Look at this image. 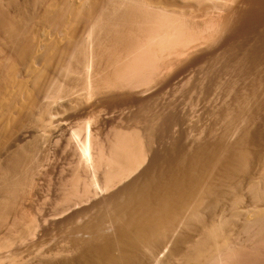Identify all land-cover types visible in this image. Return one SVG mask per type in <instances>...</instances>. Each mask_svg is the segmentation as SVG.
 Returning <instances> with one entry per match:
<instances>
[{
  "label": "bare ground",
  "instance_id": "6f19581e",
  "mask_svg": "<svg viewBox=\"0 0 264 264\" xmlns=\"http://www.w3.org/2000/svg\"><path fill=\"white\" fill-rule=\"evenodd\" d=\"M207 1L209 2L210 0H0V221L4 218L6 220V218L9 217V213H11L13 210L15 211L14 206L16 208L17 205H15V202L17 203L21 197H24L23 194L27 193L29 190L27 186H30L28 183L30 182V179L26 178L27 176L29 178V174L26 176L27 169H25V167L27 166V161L30 162L28 159L31 155V152L28 149H26V151L29 152L24 151L25 145L21 146L24 147V150H17L16 147L18 146L19 142H21L23 139L26 140V138L29 137L26 127L27 124H29L28 122L32 115H29L30 110L39 107L38 105L40 104L38 103H40V95H44L45 93L46 95L49 94H47V92L50 91L47 90H51V87L49 88V84L50 81H53L51 79L54 77L52 76L55 74L54 72L57 69L60 71V68L65 70L69 67L70 70H73L71 72L73 73L75 71L73 67L75 68V65H77L75 62H78L82 56L85 57L87 55L89 58L87 60H89V63L93 66L92 68H94V84L98 95H105L106 93L110 92L115 93V91L124 92L125 88L127 89L128 86L129 91L131 86H136V84L138 85L139 83L142 85L144 80H147L146 82H150L148 80L155 78V80L158 81V77H161L162 75L160 74H163L164 72L161 71L162 66L163 68H166L165 72L170 73L175 66H178V64L181 63L179 58L183 57L181 59H184L185 61L183 60L184 62H182L181 65L185 63V67L182 68L179 66L180 70L181 68L183 70H179L180 72L176 70L175 72L173 69V73L171 72L172 74H168L167 76L165 75L166 73H164L166 77H163V75L162 77L164 79L162 80L161 77L162 81L160 80L162 82L160 83L162 86H160V89L157 88L159 91L162 89L165 90V92H170L168 89L176 90L178 88V92L176 94L177 97L180 94L179 89L181 90L183 88L194 89L192 91L198 94V96L196 95L197 98H195L193 101V95L191 96L193 98L191 100V98H189L191 93H187L188 91L186 92L187 95H190L189 97H184H186L187 100L190 99L192 103L189 102L190 100L185 101V98L183 99V96H180L185 101L183 103L189 102L192 107H189L191 110L188 109L190 112L186 111V113H189H185L186 117L183 115L185 117L184 120L183 117L182 119L179 118L180 120L175 122L176 127H174L177 128V126H182V121L186 123L185 119L186 121L189 120L190 122H193V118L197 117V120L200 116L203 117L202 114H206L210 110L212 111L210 112L212 113V116L209 114L211 116L210 118L214 120H210V123L212 121L214 122V125L217 126L216 130L211 129V132L208 130L209 126H207L209 136H207L205 132H202L201 134L193 137V141L191 140V143H188L187 141L193 133H190V136H187L189 134L187 133L186 136L188 137V140L186 139V141L185 139H182L186 143L182 141L181 144L182 146L185 144L190 145L189 147L186 146V150L183 151L182 148L184 149V147L180 145L181 140H177L180 136L179 133L181 129L177 130V132L179 131V136L176 135L177 138L174 137L176 138V141H173L174 139L172 135L175 134V132H173V130H175L173 129V125L175 124H171L172 128H170L172 131H170L171 129L168 130V132L170 131V134L167 141L169 142L172 138L173 140L171 141H173L175 144L173 142L171 143L174 144L175 148L173 150L171 149L173 153L170 151V154H175L174 152H177L178 147L181 146L182 148L180 151L178 149L179 152L177 154H179V156H177L176 159H173L172 155V160H170L171 158L169 157L170 162L172 161L171 164H167L169 160H164L167 162L166 166L163 162L164 165L160 164L162 166H159L158 168L154 166L157 168L154 171V167L151 169L149 163L153 161L154 157H157L156 155L153 156L155 154L154 152H159V148L157 150L154 149V147H156V143L154 142L159 139L157 135L155 136V129L157 128L155 127L157 120L156 117L158 118L157 125H162L163 123L165 127V121L167 119L171 120L172 118L175 119L176 116H179V113L177 112L179 107L182 108L181 111L184 113V109L187 106L186 104V106L184 105L185 108H183L179 103V107L176 106L178 101L176 102L177 99H174L175 96L173 95V99L175 101L173 104L175 107H172L171 105L170 106L172 109H177L176 112L178 115L174 114L176 115L175 117L173 116L172 118H169L171 117L170 115L175 112V110L173 109V111L171 109V112L168 114L165 113L162 108L167 106L165 101L172 102L173 100H171L172 98H169V101L167 99L165 100L163 97L165 93L164 91H162V93L157 92L156 97L162 96L163 100H165L164 104L161 103L162 112L160 114L162 116H160L158 112L155 113L156 116L154 114V117L153 119L151 118V120L150 117H152L153 114L150 117L148 116V120L150 121L149 123H145L146 125L148 124L147 126H143L144 122L141 123L142 120L139 121V123L142 124H140L139 128L144 127L142 130L137 129L136 127V125L139 123H135L136 125L134 127H136V131H134L135 128L133 129V127H131L132 129H130L129 126L126 127H129L131 131L129 129L126 130V127L123 126V130L125 129L123 133L122 131L118 130L119 128L116 129L117 132H115V134L121 133L119 135H113L114 137L118 136L115 137L118 141V151L117 146L115 148V145L113 149H116V154L119 152L118 156L116 155L117 158H119L117 159L116 156L114 157V155L113 157L116 158L117 161L120 160L117 163L115 161L116 166L119 162H121L122 165L118 164L120 171H115V175L110 174L111 171L107 172L108 174L107 176H104L106 178L102 187H98L95 182L96 193L98 194V190L100 189L103 191V195L100 193L97 195V197L99 196L98 198L95 197V199L93 198L94 200L91 198L92 201L88 200L86 208L83 207L84 209L82 211H78L80 215L78 212V214L75 213V215L81 217H79L77 222L73 219L75 222L72 220L73 224L69 225L71 227H68L70 228L68 229V232L66 231L67 238L65 237V241L63 239L65 245L61 243V237L59 242L61 245H64L63 248H58L60 250L57 252L55 251V248V254L52 250L51 255H53L46 257H52L51 260L49 259L50 261H48V259L46 260L45 256L43 258V255L41 258L40 252V255L38 256L41 259H38L39 257L37 258L39 260L38 264H207L212 260H214L212 262H215L216 257L220 256L221 253L226 251L228 252V254L226 253V255H228V262H226L227 264H264V249L260 247L261 244L259 245L257 242L258 248L256 249L251 246V250L257 251L254 254L252 251L247 250L248 247L245 249L244 247L240 246V244L235 245V242L233 243L232 241V230L234 229L235 231V228H238L236 226V219L241 216H244V218L246 217L247 219L245 221L246 223L243 221L245 223V231L247 228L255 225V231L257 229V233L264 234V154H261L260 159H256L255 164V162H253L254 157L256 158V156H254L256 154L255 151L251 149L250 151L247 148V150L245 149V143L250 140L248 137V130L250 127H248L247 130V126L255 121L254 119L257 117L258 112H262V110L264 111V51L261 52L263 53V55H261L260 51L262 50H257L259 46L257 47L253 44L251 45L249 43H245V38V44L243 43V46H241V44L239 46L236 43V45H238L236 47H240L241 51L235 54L238 57L236 60H232L230 58L232 60V65L227 66L226 69L227 63H230L231 60H227V63L224 61L226 58H228L227 50L233 46L232 44L231 46H227L226 44L229 42V35L234 29L232 28V25L234 26V22L232 23V17L234 14H238L237 8L240 7L241 4L243 5L245 2L253 3L254 9L251 11H254L256 6L255 3L258 0H211L214 1V7L219 12L215 11L217 14L213 12L215 15L212 14L213 16L211 15V17L207 14L209 19L204 21L201 25L198 23V19H196L198 22L195 23L196 21L194 19L192 21V16L195 12L193 10L194 8L192 7L203 11L201 9L207 6ZM259 2L261 3V1ZM210 4L208 5L213 7V5ZM244 6L248 7L249 5L244 4ZM214 7L212 10H214ZM175 8H179L180 10H175ZM191 8L194 12L191 11ZM235 9L237 11L236 13ZM189 11L191 13H189ZM259 11L264 12L261 9ZM259 11L257 10L255 14ZM189 14H192V18H190ZM198 14L199 13L197 12V15ZM237 14L234 16L235 18L233 17L234 19H236ZM253 14L254 12H250V14L246 15V17L249 18L247 20H250L251 23L255 20V16L257 15L256 14L253 16ZM238 16L243 15L239 14ZM247 24H250V22H246V25ZM252 25L250 24V26ZM238 26H240V24ZM245 27L243 29L248 28ZM240 31L243 32L242 30ZM249 32H251L250 28ZM236 33L237 32L235 31L233 32V34ZM242 35L244 36V33ZM83 36H85L84 38L87 40V42L84 38H82ZM260 36H263V34ZM226 37L229 38L226 39ZM83 39L85 41L84 43H87V48L84 46L86 44L83 43ZM231 39L232 38H230V40ZM259 40L257 41L260 42ZM262 42H260V44H264V39ZM225 45L229 47L227 50H225L227 56L224 58V60H221L226 63V65L223 63L225 67L224 70L229 76H227L223 70L219 69V71L221 70L225 75L221 76L220 74L218 77L214 74L216 71H212L214 77L212 78L210 75L212 79L210 81L208 80L209 76H206L210 71L206 73L205 71L201 70L206 74L205 75L203 73L205 76L203 80L200 78L199 80L196 74L195 76L197 79L194 78L195 76L192 77L193 75L191 73V69H194V67L192 66L191 69H189L190 66L193 65L190 63V56H195V53L197 52V54L200 55L204 51L208 52L209 50L211 51V54L213 53L212 51H214L215 55L216 51H219V49L221 47H225ZM237 48L235 49L238 50L239 48ZM233 49L231 51H233ZM200 51L203 52L199 54ZM233 52L236 53V51ZM233 52L229 53L233 54ZM203 54L205 55L207 53L205 52ZM219 55L221 57V53ZM170 57L175 59L176 57L179 58H177L178 61L174 60L173 58V61L171 59L167 61V59ZM220 57L218 58L220 59ZM230 57H232V55ZM190 58L193 60L194 57ZM204 59L201 60L203 64L207 60ZM213 59L214 58H212V60ZM192 60L191 62H193L195 59L193 61ZM73 61H75V65L72 63ZM174 61H176V63H180L174 66ZM199 61L200 59L194 62L196 64ZM186 63H190V66H186ZM172 65L174 67H172ZM204 65L206 66L207 64ZM208 66L206 70L213 67L210 66V68H208ZM169 67H172V69L170 68L171 70L169 69V71H167V68ZM197 67L199 70L201 69V66ZM69 68L66 69V71L68 70L70 72ZM198 68H195L199 72L198 76H202ZM197 71L194 72L197 73ZM219 71H217V73H219ZM77 72L78 71H76V73ZM157 72H159L160 76H155L157 75ZM224 76H227V78ZM85 79L87 80V78ZM151 82L153 81L151 80ZM53 83L55 84V82ZM139 85L138 88L140 89L141 85ZM150 85L146 86L145 83L147 88L150 87ZM51 86L53 89H55V86ZM158 86L159 83L156 86L154 85V87ZM152 87L153 86L148 89H151ZM135 88L136 87H133V89ZM147 88L144 87L145 90H140H144L145 92ZM133 89L131 88L130 92ZM153 89L155 90V88ZM57 91V93H59V89ZM136 91L139 90L136 89ZM142 92L140 94H142ZM150 92L152 91H146V93ZM154 92L155 91L152 93ZM125 93H127V90ZM158 93L163 95L160 94V96ZM168 94L170 93H167L164 96H168ZM108 97L109 96H107V98ZM155 98L153 96V100H155ZM75 101L77 102V100ZM180 101L182 100H179V102ZM79 104L77 106H80ZM46 106H48V104ZM152 107L154 106L152 105ZM166 108L169 109L168 106ZM164 110L166 109L164 108ZM207 110L209 111L206 112ZM181 111L179 112L181 113ZM255 112H257L256 115ZM164 114H168L169 117L166 119L165 116L164 118ZM161 117L166 119L165 121L163 120L165 124L163 121L162 123H159V121L162 120ZM208 118H206V120ZM144 119H146V116ZM176 119L174 121H176ZM32 121L34 120L31 119L30 122ZM174 121L172 120V122ZM203 121L204 120H202V122ZM188 123L187 125L190 124ZM47 125L45 124V126ZM186 126L184 124V127ZM193 126L194 125L192 124V129H194ZM199 127L201 128L202 126ZM54 128L58 129L57 127ZM90 128L92 127L86 124L83 129L71 132L70 139L75 147L74 153L77 151V156L80 161L79 163L83 167L87 168V170L91 171L94 178L95 168L97 165L96 160L98 158L95 156L96 154L94 151L95 148L93 140L97 136L93 139L94 133L92 135L93 131H91L92 129ZM160 128L161 127H158L157 129ZM186 128H184L185 131ZM164 129L165 128H163V130ZM49 130H52V128H49ZM49 130L47 129V131ZM98 130L100 131V129ZM198 130L202 131L203 129L198 128ZM96 131L97 130H95V134ZM126 131H128V133ZM112 132L114 131L112 130ZM165 132L167 131H164V133ZM100 134L101 133L98 135ZM156 134H159V132ZM161 134H163V132ZM165 134L161 136H165L166 138L168 133L166 135ZM181 134H184L183 131ZM196 134L197 133H195V135ZM170 135L172 136L171 138ZM46 136L49 135L47 134ZM114 137L111 138H113L115 141ZM155 138L157 139L155 140ZM106 140L107 139H105L104 142ZM97 141L95 144H98ZM114 141L113 144H116ZM157 141H161V143L164 142L163 140ZM109 142L112 143V140ZM22 143H20V145H22ZM153 144L155 146H153ZM100 145L101 144H99V146ZM102 145H104L103 142ZM163 145L166 147L165 150ZM176 146L178 147L176 148ZM171 147L173 148V146ZM160 148H162L164 152L167 151V146L165 143L162 144V147L160 146ZM105 149L106 148H104V151H106ZM187 150L189 152H187ZM252 151L255 153L254 155ZM160 152H162L161 149ZM104 154L107 155L106 153ZM167 154H164L163 156L161 155V157L165 158V155ZM102 156L103 155H101V157ZM107 156H103L107 159L104 161H111L112 155L110 158H107ZM157 161L161 160H158L157 158L156 162ZM173 161L175 162L173 163ZM147 162L150 168L148 166L147 167L150 170L146 169ZM152 164L154 165L153 162ZM100 165H102V163ZM28 167L29 165L26 168ZM112 167L113 165H111V168ZM75 178L76 180L73 181H77V179L80 177L77 176ZM69 180L68 182L66 181V184L71 181ZM79 180H81V178ZM64 185H62V187ZM77 186L80 188L79 185ZM85 186L86 185H84V187ZM68 188L69 187H67V189ZM108 192L110 194L105 195V193ZM66 195L67 194H65V196ZM66 197H68L67 199L69 200L71 195L70 197L69 195ZM66 197L64 200H66ZM74 198H76V195ZM68 200H66V202ZM62 203L63 202H61V204ZM80 204L81 203H78L79 206ZM69 205L66 206L69 207ZM18 206L21 205L19 204ZM104 208H106L105 211L107 212L102 211ZM67 209H72V207ZM97 209L98 212L93 213L94 210ZM14 211L13 213H15ZM67 212H69V210ZM71 217H74L73 214ZM238 221H240V219ZM4 222L6 221L3 220L0 225H3L2 223ZM17 222L19 223V221ZM26 226H28V224ZM30 226H28L29 229ZM1 227L2 226H0V228ZM242 229H244V227ZM13 230H15V227ZM255 231L254 229L252 230L250 228V230L246 232L251 233ZM246 232L244 235H246ZM27 234L26 236H28ZM251 235L253 236V234ZM253 237H255V235ZM60 244L58 243V246ZM236 244H238V242ZM38 252L37 254H39ZM15 259L17 260V257ZM42 259H44L46 262L43 260V262L39 263ZM219 260L221 261V259ZM12 261L14 260L12 259ZM35 261L33 262L35 263ZM19 263L21 264L23 262Z\"/></svg>",
  "mask_w": 264,
  "mask_h": 264
},
{
  "label": "rangeland",
  "instance_id": "374dc122",
  "mask_svg": "<svg viewBox=\"0 0 264 264\" xmlns=\"http://www.w3.org/2000/svg\"><path fill=\"white\" fill-rule=\"evenodd\" d=\"M211 1V0H210ZM210 1L207 3V6L206 7H204L203 9H201V10H203V11H200V10H198V9H196L195 7H192V8H194L193 10L195 11H193L192 10V8H191V11H193L194 12V15L191 17V15L193 14V12H192V14H189L190 15V18H192V21H193V19L196 21L195 23H197L198 21V23L201 25V24H203V22L204 21H207V19H209V16L211 17V15L212 14H214L215 13V11H217V12H219L214 6H215V3H214V1H211V4H210ZM259 1H261V3L259 2ZM214 4H213V3ZM258 2V3H257ZM256 3H255V10L254 11H251V10H253L254 9V6H253V3H243V5L241 4V8L240 7H238L237 9V11H238V14L236 13L237 11H236V9H235V13L237 14V16H236V19H234L235 17V15L236 14H234V18L232 17V23L234 22V26L232 25V28H234L232 31L234 32H237L236 34H233V32L230 34V35H232V36H230L229 35V37L230 38H232L231 40H230V38L229 37H226V39L227 38H229V42H227V46H231V44L233 45V46H235V47H233V46H231V48L233 49V51H236V53L235 52H233V51H231L232 49L231 48H229V47H227L226 45H225V47H221L220 49H219V51L217 52L216 51V53H215V55H214V51H212L213 53L211 54V51L209 50L208 52L207 51H200L199 52V54L201 53V52H203V53H207L208 54V56H207V54H203V53H201L200 55H198L197 53H195L196 55L195 56H190V57H194L193 58V60L196 62V61H198L199 59H200V61L198 62V63H196L195 64V62L189 57V59H190V63H192L193 65H191L190 66V63H186L187 65L186 66H190V68L189 69H191V67L193 66L194 67V69L192 68L191 70H192V77H194L195 76V74L197 75V78L199 79H204L205 78V76L203 75V73L204 72H202L201 70H203V71H205L206 73L207 72H209V74L207 73V77L209 76V81L210 80H212L211 79V76H212V78L214 77V74L215 75H217L218 77L220 76V74H221V76L222 75H225L224 73H226V71L224 70V65H226V61L228 60H236V58H238L235 54H237V52H240L241 50H240V47H236V46H240V44H241V46H243L245 43H249V44H253V45H255V46H259V48H257V50L258 51H260V49L262 50V51H260V53L261 52H263L264 51V48H262V47H264V44H262L263 42V39H264V12H261V11H259L260 9L262 10V11H264V0H258ZM208 4H210V5H213V7H214V10H212L213 9V7L212 6H209ZM244 4L245 5H249L248 7H250V8H248V7H246V6H244ZM217 5V4H216ZM261 5V6H260ZM252 6V7H251ZM236 8V7H235ZM252 8V9H251ZM257 8H259V9H257ZM177 8H175V10H176ZM209 9V10H208ZM216 9V10H215ZM248 9V10H247ZM177 10H180L179 8L177 9ZM206 10V11H205ZM257 10L259 11L258 13H256L255 14V12H257ZM199 13L198 15H197V12ZM207 11H209V12H207ZM212 11V12H211ZM241 11V12H240ZM248 11V12H247ZM206 14H205V13ZM214 12V13H213ZM246 12H247V14H250V12H254V14H253V16H255V20L251 23V21L250 20H247V19H249L248 17H246ZM189 13H191L190 11H189ZM196 13V14H195ZM245 13V14H244ZM261 15H260V14ZM187 14H188V10H187ZM209 16H208V15ZM215 14H217V13H215ZM214 14V15H215ZM243 15V16H238V15ZM263 14V15H262ZM200 15V16H199ZM207 16H208V18H207ZM213 16V15H212ZM262 16V17H261ZM199 17V18H198ZM201 17V18H200ZM238 17H240V18H238ZM244 19V20H247V21H244L242 18ZM256 17H258V18H256ZM261 17V18H260ZM206 18V19H205ZM260 18V19H259ZM263 18V19H262ZM196 19H198V21L196 20ZM262 19V20H261ZM235 20V21H234ZM241 20H242V22H241ZM257 20H259V21H257ZM248 21L250 22V24L253 26V27H255V28H253L252 26H250V24H247L246 25V22L248 23ZM255 22H257V23H255ZM240 24V26H238ZM243 24H245V25H243ZM243 26V27H242ZM248 27V28H246V27ZM250 26V27H249ZM258 26V27H257ZM246 28V29H243V28ZM242 28V29H241ZM249 28H250V31L251 32H249ZM252 28H253V30H252ZM258 28V29H257ZM248 29V30H247ZM240 30H242L243 32H241ZM247 32H245V31ZM261 31V32H260ZM249 32V33H248ZM255 32V33H254ZM259 32V33H258ZM244 33V36H246V37H244L242 34ZM245 33H246V35H245ZM239 34H241V35H239ZM248 34V35H247ZM250 34V35H249ZM262 35L263 34V36H260V35ZM243 36V37H242ZM85 36H83L82 38H84ZM253 37H254V39H253ZM263 37V38H262ZM242 38V39H241ZM245 38H246V40H245ZM260 38H262V39H260ZM85 39V38H84ZM84 39H83V43L86 41L87 42V40L85 39V41H84ZM225 39V40H226ZM260 39V40H259ZM244 40H245V43H244ZM257 40H259L260 42H262L261 44H260V42H258ZM230 41H231V43H230ZM234 41V42H233ZM242 41V42H241ZM241 42V43H240ZM234 43V44H233ZM236 43L238 44V45H236ZM244 43V44H243ZM256 43V44H255ZM84 44H86V45H84L86 48H87V43H84ZM260 44V45H259ZM227 47V48H226ZM229 48V49H228ZM235 48H237L238 50H236ZM229 50V52H233V54H231V53H229L228 52V50ZM225 50H227V54H228V56L226 55V51ZM221 53V57H220V54ZM260 53H259V55H260ZM216 54H218V55H216ZM232 55V57H230L231 55ZM194 55V54H193ZM204 55V56H203ZM235 55V56H234ZM261 55H263V53H261ZM198 56V57H197ZM213 56V57H212ZM214 56H217V57H214ZM225 56V57H224ZM226 56L229 58H226ZM85 57H86V59H85ZM82 56L79 60H78V62H75V61H73L72 63H76L77 65H75V63H74V65L76 66L75 68L73 67V69H75V71L73 72V73H71L73 70L71 69L70 70V68H69V70H70V72L67 70L66 71V69H68V68H66L65 70L63 69L62 70V68H60L59 70L61 71H58V69L54 72L55 74L54 75H52V76H54V77H52V79L51 80H53L52 82L50 81V84H49V88L51 87V90H47V91H50V92H47V94L48 95H46V93L43 95H40L39 97H40V100H39V102L40 103H38V104H40V105H38L39 107H37V108H33V109H31L30 110V113H29V115H31V118L29 119V124H27V127H26V129L28 130V134H29V137H27L26 138V140L25 139H23L21 142H19V144H18V146L16 147V149L17 150H24V147H25V150L24 151H26V149H28V150H30V152H31V155H30V157H29V161L30 162H28L27 161V166L29 165V169L28 168H26L25 167V169H27V172H26V176L29 174V178H28V176L26 177L27 179H30L29 181L30 182H28L29 183V185L30 186H27V188L29 189L28 190V192L27 193H24L23 194V196L24 197H21L20 198V200L19 201H17V203L15 202V205H16V208H15V206H14V209H15V213H17V214H15V213H13V211L11 212V213H9V217H7L6 218V220H5V218L3 219L4 221H6V222H4V223H2L3 225H0V226H2L1 228H0V234H2V235H0V264H20L19 262H23L24 264H33L34 262L33 261H37V263H36V261H35V263L34 264H38V259H41L42 258V255H43V258H44V256H45V259L47 260L48 259V261H50L51 260V258L52 257H50V258H46V257H49V256H52L51 255V253H52V250L54 251L55 250V248H56V252L58 251V250H60V249H58V248H63V246L65 245L64 243V241H65V237L67 236V232H68V229H70V228H68V227H71V226H69V225H72L73 224V222H72V220L74 219V220H76V222H77V220H79V217H81V216H78V215H75V213L76 214H78L79 212L78 211H82L84 208L83 207H85L86 208V205H87V201L88 200H91V198L93 199H95V197H97V195L98 194H100L101 193V195H103L102 193H103V191H101L100 189L98 190V194L96 193V191H95V189H96V187H95V182H96V184H97V186L98 187H102L103 186V184H104V180H105V178L106 177H104L105 175L107 176V172H110V174H116V172L115 171H117V172H119L120 171V169L118 168V164H121V162H119L118 164H117V166L115 165L118 161H120V160H116V158H117V156H118V153L116 154L115 153V151H116V146L118 145L117 144V138H115V137H118V136H113L114 134H115V132H117V130L116 129H118L119 131H122V133L124 132V130L126 129H129V127H130V129H132L131 127H133V129L135 128V130L134 131H136V127H137V129H141L142 130V128H144V127H142V128H139L140 127V124L142 123V122H144V124L145 123H149V121L151 120V118L153 119V117H154V114L155 113H161L162 112V109H163V111L165 112V113H168L169 114V112H171L170 110L172 109V107H175L174 106V104H173V102H175L174 101V99H177L176 100V102H177V105L176 106H178L179 104H180V106L181 107H183V108H185V106H186V104H187V106H188V108H187V106H186V108L184 109L185 111H184V113H183V111H181V109L182 108H180L179 106V108H178V110L177 109H175V108H173L174 110H175V112L173 113V114H171L170 116L171 117H169V115L168 114H164L163 116H164V118H165V116H166V119H167V117H169V118H172L173 116L175 117L176 115H174V114H177L178 115V113H179V116L177 117H175V119H176V121H174L175 119L174 118H172L171 120L170 119H164V118H162V120L161 121H159V123H162V121L164 120H166L165 122H166V124H169V125H166L165 124V122H164V124H165V127H164V125H163V123H162V125L161 124H159V125H157V122H158V118L156 117V126L155 127H161L160 129H155V136L157 135L158 136V138L159 139H157V138H155V140L157 139V140H163L162 142L163 143H161V141L160 142H158L157 140L154 142V143H156L155 145H156V147H154V149H158L159 150V152L158 151H155L154 153V155L153 156H157V157H154L153 158V163H154V165L152 164V162L151 163H149L150 164V166H151V169H153L152 167H159V166H162V165H160V164H163L164 165V163H165V166H166V163L167 162H165L166 160H169L170 158V160H172V157H173V159L175 158H177V156H179V154H177L179 151H180V149L182 148V147H184V149L182 148V150L184 151V150H186V146H188L189 147V145L190 144H185L186 142L185 141H183L182 139H187L188 140V137L187 136H190L191 134L190 133H193L190 137H189V140L187 141L188 143L190 142H192L193 140H192V138L193 137H195V136H197V135H199V134H201L202 132H205L206 133V135L207 136H209V131L211 132V129H215L216 130V127L217 126H215L214 125V122H212V121H214L212 118H210L212 115V113H210V112H212L211 110L209 111V110H207L206 112H208V113H206V112H204V113H206V114H202L203 115V117L202 116H200L197 120H198V122H197V120H196V118H193V122H190L189 120H187L186 121V119H185V122L186 123H184V121H182L181 123H182V126H177V128H175L176 127V124H175V122H177L178 120H180L179 118H181L182 119V117H183V120H184V118L186 117L185 115L186 114H189V113H186V111H188V109H190L191 107H192V105L190 104V103H192V95H193V97H194V99H193V101L195 100V98H197V96H198V94H196V92L194 93L192 90H194V89H189V88H183V89H179V95H178V97H177V92H178V88L176 89V90H174V89H168V90H170V92L169 91H167V92H165V90H158V89H160L161 87L160 86H162V84H160V83H162L161 81L164 79L163 77H166L168 74H172L173 73V71L175 70V72H176V70L178 71V72H180L181 70H183L182 68H184L185 67V63L184 64H182L181 65V63L182 62H184L185 60L184 59H181V58H183V57H181V58H179V57H176V59L175 58H173V57H170V58H168L167 59V61H169V59H171L172 60V58L174 59V60H177L178 61V59L177 58H179L180 59V61H181V63L180 62H177L176 63V61H174V63H173V65L175 66L176 64H178V63H180V64H178V66H173L172 65V67H174L173 69H172V67H169V68H167L168 70L167 71H169V69L171 70V72L170 73H167V72H165V70H166V68L164 67L163 68V66H162V69H161V71L163 72V74H160V75H164V73H166L163 77H162V80H161V77H158V81L157 80H155V78H153V79H151L153 82H151V80H148V81H150V82H146L147 80H144L143 81V86L141 85V83H139L140 85H141V87H143V88H141L140 87V89H144V87L145 88H147L146 86L147 85H150V87L151 86H153L151 89H148V88H150V87H148L147 88V92L148 91H155L154 93H152V92H150V93H146V91L144 92V90H140L139 88H138V85L136 84V86H133V87H136L135 89H133V87L131 86V88L133 89V90H135V91H131L130 92V90H131V88H130V90L128 91V89H129V86L127 87V89L125 88V91L123 92H120V91H115V93L114 92H110V93H106L105 95L103 94V95H98V92L95 90L96 88H95V84H94V82H95V74H94V68H92L93 66L89 63V60H87V59H89L88 58V56L86 55V56ZM205 59H204V58ZM218 57H220V59L218 58ZM82 58H83V60H82ZM196 58H198V59H196ZM210 58V59H209ZM212 58H214L213 60H212ZM224 58H226V60H224ZM231 58V59H230ZM202 59H204V60H206L205 61V63L204 64H207L206 66L201 62V60ZM220 61H219V60ZM221 59H223V60H221ZM81 60V61H80ZM170 60V61H171ZM184 60V61H183ZM191 60L193 61V62H191ZM203 60V61H204ZM212 60V61H211ZM217 60V61H216ZM232 60L230 61V63L228 62L227 63V65H226V69H227V66H230V65H232ZM82 62V63H80V62ZM83 61H84V65H83ZM87 63H86V62ZM173 61V60H172ZM208 62H209V64H208ZM69 63V62H68ZM78 63H80V64H78ZM200 63V64H199ZM201 63H202V65H201ZM223 63H224V65H223ZM199 64V65H198ZM73 65V64H72ZM73 65V66H74ZM195 65H196V67H195ZM205 66V68H204V66ZM209 65V66H208ZM219 65H220V67H219ZM182 67L181 68V70H180V67ZM197 66H201V69L199 70V68L197 67ZM203 66V67H202ZM207 66H208V68H210V66L212 67V68H210V69H207L206 70V68H207ZM216 66V67H215ZM66 67V66H65ZM89 68H91V69H89ZM161 68V67H160ZM175 68H179V69H175ZM198 68V70L200 71V74H202V76H198V71L196 70V69ZM89 69V70H88ZM216 69V70H215ZM219 69H221V70H223V72L224 73H222V71L220 70L219 71ZM237 69V68H236ZM160 70V69H159ZM180 70V71H179ZM76 71H78L77 73H76ZM92 71V72H91ZM194 71H197V73L196 72H194ZM214 71H216V73H217V71H219V73H215L214 72V74H213V72ZM202 72V73H201ZM212 72V73H211ZM68 73V74H67ZM70 73V74H69ZM75 73V74H74ZM161 73V72H160ZM90 74V75H89ZM227 74V73H226ZM66 75H67V78H66ZM159 75V72H157V75H155V76H160ZM211 75V76H210ZM88 76V77H87ZM154 76V77H155ZM217 76H215L216 78H218ZM227 76H229L228 74H227ZM227 76H224V77H226L227 78ZM65 77V78H64ZM75 77V78H74ZM92 77V78H91ZM149 77V76H148ZM203 77V78H202ZM69 78V79H68ZM85 78H87V80L85 79ZM150 78V77H149ZM195 79H197L196 78V76L194 77ZM77 79V80H76ZM89 79V80H88ZM156 79H157V77H156ZM199 79V80H200ZM54 80H56V81H54ZM66 80V81H65ZM161 80V81H160ZM208 80H207V82H208ZM84 81V82H83ZM155 81V82H154ZM156 81H157V83H156ZM53 82H55V84L53 83ZM57 82V83H56ZM88 82V83H87ZM141 82V81H140ZM51 83H53V84H51ZM63 85H62V84ZM145 83H146V86H145ZM149 83V84H148ZM152 83H154V84H152ZM158 83H159V86L158 87H154V85L156 86V85H158ZM92 84V85H91ZM51 85H53V86H55L54 88L56 89H53L52 88V86ZM64 86V87H61V86ZM67 85V86H66ZM86 85V86H85ZM88 85V86H87ZM139 85V86H140ZM59 86V87H58ZM70 86V87H69ZM72 86V87H71ZM94 86V87H93ZM66 87H67V89H66ZM75 87V88H74ZM89 87H90V89H89ZM153 88H155V90L153 89ZM158 88V89H157ZM59 89V93H57L58 90ZM60 89H64V90H60ZM136 89L137 90H139V91H136ZM68 90H69V92H68ZM93 90V91H92ZM126 90H127V93H125L126 92ZM174 91V92H172V91ZM89 91H90V94L92 95H90L89 94ZM162 91H164L163 93H164V95H166L167 93H170V94H168V96H164L163 94H161L162 93ZM176 91V92H175ZM183 91V92H182ZM185 91V92H184ZM188 91V92H187ZM92 92V93H91ZM96 92V93H95ZM142 92V94H140ZM157 92H161V93H158L159 95L161 94V95H163V97H164V99L166 100H170L171 98V100H173L172 102L170 101V102H167V101H165V100H163V97L161 98V97H156L157 95ZM186 92L187 93H191V95H190V97H189V95H187L186 94ZM61 93V94H60ZM94 93V94H93ZM121 93V94H120ZM123 93V94H122ZM182 93V94H181ZM195 94V96H194V94ZM97 94V95H96ZM114 96H113V95ZM129 94V95H128ZM134 94V95H133ZM138 94V95H137ZM155 94V95H154ZM150 95V96H149ZM170 95V96H169ZM173 95L176 97H174V99H173ZM197 95V96H196ZM43 96V97H42ZM44 96H46V97H44ZM93 96H95V97H93ZM107 96H109L108 98H107ZM136 96V97H135ZM153 96H154V98H155V100H153ZM185 100V101H189L190 99L189 98H191V100L189 101V102H186V103H183V102H185L181 97ZM184 96H188L189 98V100H187L186 99V97H184ZM99 97V98H98ZM152 97V98H151ZM180 97V98H179ZM139 98V99H138ZM148 98V99H147ZM170 98V99H169ZM39 99V98H38ZM93 99V100H92ZM122 99V100H121ZM129 99V100H128ZM157 99H158V102H157ZM161 101H160V100ZM182 100V101H180L179 102V100ZM70 100V101H69ZM75 100H77V102L75 101ZM88 100H89V102H88ZM92 100V101H91ZM111 100V101H110ZM119 100V101H118ZM126 100V101H125ZM132 100V101H131ZM91 101V102H90ZM97 101V102H96ZM113 101V102H112ZM117 101V102H116ZM125 101V102H124ZM164 101H165V103H167V106L169 107V109L168 108H166V107H163L162 109H161V103H163L164 104ZM74 102V103H73ZM88 102V103H87ZM127 102V103H126ZM137 102V103H136ZM142 102V103H141ZM80 103V104H79ZM138 103H139V105H138ZM144 103V104H143ZM147 103V104H146ZM154 103V104H153ZM168 103H169V105H168ZM171 103V104H170ZM179 103V104H178ZM183 103V104H182ZM42 104H43V107H42ZM48 104V106H46ZM80 105V106H77V105ZM103 104V105H102ZM127 104H129V105H127ZM127 105V106H126ZM133 105V106H132ZM152 105L154 106V107H152ZM156 105V106H155ZM166 105V104H165ZM172 107H171V106ZM185 105V106H184ZM190 105V106H189ZM48 107V108H46V107ZM71 106V107H70ZM45 107V108H44ZM141 107V108H140ZM150 107V108H149ZM190 107V108H189ZM75 108V109H74ZM101 108V109H100ZM105 108V109H104ZM129 108V109H128ZM148 108V109H147ZM156 108V109H155ZM158 108H159V111H158ZM164 108L166 109V110H164ZM46 109H47V111H48V113H47V111H46ZM104 109V110H103ZM120 109V110H119ZM123 109V110H122ZM135 109V110H134ZM147 109V110H146ZM172 109V110H173ZM187 109V110H186ZM103 110V111H102ZM112 110V111H111ZM116 110H117V112H116ZM122 110V111H121ZM128 110V111H127ZM134 110V111H133ZM138 110V111H137ZM142 110V111H141ZM154 110V111H153ZM169 110V111H168ZM173 110V111H174ZM176 110H177V112H176ZM191 110V109H190ZM190 110L188 111V112H190ZM105 111V112H104ZM125 111V112H124ZM149 111V112H148ZM179 111H181V113H183L182 115H180L181 113L179 112ZM32 112V113H31ZM47 114H46V113ZM100 112V113H99ZM138 112V113H137ZM142 112V113H141ZM152 112V113H151ZM163 112V113H164ZM96 113V114H95ZM98 113V114H97ZM114 113V114H113ZM121 113V114H120ZM126 113V114H125ZM132 113V114H131ZM136 113V114H135ZM162 113V114H163ZM186 113V114H185ZM256 113L257 112H255V115H256ZM264 111L262 110V112H258L257 114V117H255V121H253V123H251L249 126H247V130H248V127H250V129L248 130V137H249V139L250 140H248L247 141V143H245L246 145H245V149L247 148L248 150H253V151H255V153L257 154H255V153H253V151H252V153H253V155L254 156H256V158L254 157V161L253 162H255V164H256V159H260V156H261V154H264ZM111 114H112V116H111ZM138 114V115H137ZM152 114H153V116H152ZM158 114V115H159ZM211 116H210V115ZM45 115V116H44ZM98 115H100V116H98ZM140 115V116H139ZM157 115V116H158ZM185 117H184V116ZM209 116V118H208V116ZM262 115V116H261ZM93 116H94V118H93ZM102 116H103V118H102ZM135 116V117H134ZM145 116H146V119H144L145 118ZM148 116L150 117V116H152V117H150V120H148L149 118H148ZM155 116H156V114H155ZM160 116H162L161 114H160ZM159 116V117H160ZM205 116H206V118H208L207 120H206V118H205ZM99 117V118H98ZM120 117V118H119ZM201 117H202V119H201ZM102 118V119H101ZM107 118V119H106ZM129 118V119H128ZM258 118V119H257ZM259 118H261V119H259ZM31 119L32 120H34V121H32V122H30L31 121ZM111 119V120H110ZM119 119V120H118ZM133 119V120H132ZM118 120V121H117ZM142 120V121H141ZM144 120V121H143ZM147 120H148V122H147ZM172 120L174 121V122H172ZM202 120H204L203 122H204V124H203V122H202ZM210 120H212L211 121V123H210ZM96 121H97V123H96ZM139 121H141V123H139ZM146 121V122H145ZM169 121H170V123H169ZM197 122V125H196V122ZM207 121H208V123H207ZM257 121V122H256ZM50 122H51V124H50ZM103 122V123H102ZM117 122V123H116ZM119 122V123H118ZM190 124H189V123ZM30 123H32V124H30ZM53 123V124H52ZM123 123V124H122ZM137 123H139V124H136ZM181 123H180V125H181ZM187 123L190 125H187ZM195 123V124H194ZM45 124L47 125V126H45ZM58 124H59V127H58ZM86 124H88L90 127H92V128H90V129H92L91 131H93L92 132V135H93V133H94V136H93V141H94V151H95V156L98 158L97 160H96V163H97V165H96V168H95V177L93 178V176H92V173H91V171H89V170H87V168H85V167H83L79 162V158H78V156H77V151H75V153H74V150H75V147H74V145H73V142H71V139H70V134H71V132H73V131H77V130H81V129H83L84 128V126L86 125ZM143 124V126H147L146 124L144 125ZM173 124H175V125H173V129H175V130H173V132H175V134L174 135H172L173 136V139L171 138L172 136L170 135V141L168 142L167 140H168V136H169V134H170V131H172V125ZM184 124H185V126L187 127H184ZM192 124L194 125L193 126V128L194 129H192ZM200 124V125H199ZM207 124V125H206ZM253 124V125H252ZM54 125V126H53ZM136 125V127H134ZM142 125V124H141ZM202 126L201 128L203 129L202 131H200V130H198V128L199 129H201L199 126ZM205 125V126H204ZM213 125V126H212ZM44 126V127H43ZM49 126H51V127H49ZM115 126V127H114ZM123 126H129V127H124L125 129L123 130ZM169 126V127H168ZM205 128H204V127ZM207 126H209L208 127V130H207ZM215 126V127H214ZM259 126V127H258ZM54 127H57L58 129H56V128H54ZM95 127V128H94ZM109 127V128H108ZM121 127V128H120ZM165 128L164 130H163V128ZM168 129H167V128ZM171 127V128H170ZM180 127H183V128H180ZM190 127V128H189ZM197 127V128H196ZM211 127V128H210ZM212 127H214V128H212ZM252 127V128H251ZM46 130H45V129ZM49 128H52V130H49ZM53 128H54V130H53ZM184 128H186V131L184 130ZM197 130H196V129ZM254 128V129H253ZM258 128V129H257ZM47 129L49 130V131H47ZM56 129V130H55ZM98 129H100V131L98 130ZM109 129V130H108ZM121 129V130H120ZM129 129V130H130ZM171 129V130H170ZM178 129H181L182 131H183V133L184 134H181L182 133V131L180 130V133H179V135H178V132H177V130ZM192 129V130H191ZM204 129H205V131H204ZM219 129V128H218ZM45 130V131H44ZM95 130H97L96 131V134H95ZM111 130V131H110ZM112 130L114 131V132H112ZM116 130V131H115ZM128 130V131H129ZM140 130V131H141ZM156 130H158V131H156ZM159 130H161V131H159ZM168 130H170L169 132H168ZM199 131V132H196V131ZM207 130V131H206ZM252 130V131H251ZM52 131V132H51ZM56 131V132H55ZM105 131V132H104ZM109 131V132H108ZM128 131H126L127 133H128ZM131 131V130H130ZM129 131V132H130ZM137 131H139V130H137ZM164 131H167V132H165L166 134L168 133V135L166 136V138H165V136L164 137H162L161 135H164L165 133H164ZM185 131V132H184ZM191 131V132H190ZM193 131V132H192ZM213 131V130H212ZM250 131V132H249ZM47 132H49V133H47ZM51 132V133H50ZM125 132V133H126ZM142 132V131H141ZM157 132H159V134H156ZM163 132V134H161ZM176 132H177V134H176ZM46 133V134H45ZM99 133H101L100 135H98ZM121 133V132H120ZM119 133V134H120ZM143 133V132H142ZM187 133H189L188 135H187ZM195 133H197L196 135H195ZM263 133V134H262ZM49 135V136H46V135ZM50 134H51V136H50ZM111 134V135H110ZM118 133L117 134H115V135H119ZM165 134V135H166ZM251 134V135H250ZM36 135V136H35ZM179 136L180 137V139H179V137H178V139L177 140H181V142H180V145L182 146V141L183 142H185V143H183V144H185L184 146H180V147H178V146H176V148L178 147V149H179V151H178V149H177V152H174L175 154H170L172 151H171V149L173 150L174 148H175V146H174V142L173 141H176L175 139L177 138V136ZM187 135V136H186ZM194 135V136H193ZM31 136V137H30ZM34 138H33V137ZM105 136V137H104ZM109 136V137H108ZM183 138H182V137ZM49 137H50V139H49ZM99 137V138H98ZM107 137V138H106ZM111 137H114L115 138V141H114V139L113 138H111ZM160 137H162V138H160ZM174 137H176V138H174ZM185 137H187V138H185ZM49 140H48V139ZM109 138V139H108ZM145 138V137H144ZM166 140H165V139ZM191 138V139H190ZM30 141H29V140ZM34 139V140H33ZM47 139V140H46ZM105 139H107L105 142H104V140ZM146 139V138H145ZM98 140V141H97ZM112 140V143L111 142H109V141H111ZM171 140H173V141H171ZM192 140V141H191ZM48 141V142H47ZM96 141H97V143L98 144H95L96 143ZM107 141H108V145H107ZM113 141L114 142H116V144H113ZM251 141V142H250ZM23 142V143H22ZM30 144H29V143ZM102 142L104 143V145H102ZM167 142V143H166ZM171 142H173V143H171ZM20 143H22V145H20ZM25 143V144H24ZM111 143V144H110ZM158 143H160V144H158ZM165 143V145L167 146V151H169V152H164V150H165V146L163 145V148H164V150L162 149V148H160V146L162 147V144H164ZM170 143H171V145H170ZM46 144V145H45ZM99 144H101L100 146H99ZM167 144H169L170 145V147H169V145H167ZM173 144V145H172ZM253 144V145H252ZM25 145V146H24ZM110 145V146H109ZM111 145H113V146H111ZM114 145H115V150L113 149V147H114ZM154 144H153V146H155ZM248 145V146H247ZM252 145V146H251ZM21 146H24V147H21V149H20V147ZM38 146V147H37ZM107 146V147H106ZM171 146H173V148L171 147ZM247 146V147H246ZM28 147V148H27ZM98 147V148H97ZM112 147V148H111ZM188 147H187V149H188ZM250 147V148H249ZM34 148H36V149H34ZM104 148H106L105 150L106 151H104ZM253 148V149H252ZM261 148V149H260ZM45 149V150H44ZM107 149H109V150H111V151H109V150H107ZM160 149L162 150V152H160ZM170 149V150H169ZM246 149V150H247ZM32 150V151H31ZM34 150V151H33ZM38 150V151H37ZM99 150V151H98ZM101 150H102V152H101ZM181 150V151H182ZM250 150V151H251ZM117 151H118V146H117ZM171 151V152H170ZM257 151V152H256ZM26 152H29V151H26ZM101 153V155H103V156H107V158H110V156L112 155V157H111V161H109V162H106V161H104V160H107L106 159V157L104 158L103 156L101 157V155H100V153ZM156 152H157V154H156ZM187 152H189L188 150H187ZM35 153V154H34ZM99 153V154H98ZM104 153H106L107 155H105ZM158 153H159V155H158ZM168 153V154H167ZM173 153V152H172ZM164 154H167L168 155V157H167V155H165V158H163V157H161V155L163 156ZM169 154H170V156H169ZM100 155V156H99ZM113 155H114V157L116 156V158H114L113 157ZM171 155H172V157H171ZM175 155V156H174ZM258 155H259V157H258ZM33 156V157H32ZM263 156V155H262ZM99 157H100V160H99ZM160 157H161V159H160ZM170 157V158H169ZM258 157V158H257ZM38 158V159H37ZM101 158H102V161H101ZM119 158V157H118ZM117 158V159H118ZM156 158V159H155ZM157 158H158V160H161V161H157L156 162V160H157ZM8 159V158H7ZM6 159V160H7ZM6 160H4V161H6ZM154 160H155V162L158 164H156L155 162H154ZM165 160V161H164ZM170 160H169V162H170ZM104 161V162H103ZM115 161H116V163H115ZM111 162V163H110ZM114 162V163H113ZM160 162H162V163H160ZM164 162V163H163ZM167 163V164H171V162L170 163ZM175 161H173V163H174ZM102 163V165H100ZM107 163V164H106ZM113 163V164H112ZM105 164V165H104ZM108 164H110V165H108ZM149 164H148V162L146 163V167L148 166L149 168H150V166H149ZM152 164V165H151ZM156 164V165H155ZM108 166V168H107V166ZM111 165H113V167L111 168ZM122 165V164H121ZM101 166V167H100ZM110 167V168H109ZM117 167V168H116ZM146 168V169H149V168ZM154 167V171L157 169V168H155ZM104 169V170H103ZM111 169V170H110ZM119 169V170H118ZM108 170V171H107ZM114 170V171H113ZM150 170V169H149ZM78 172V174H77V172ZM153 171V170H152ZM147 172V171H146ZM105 173V174H104ZM31 174V175H30ZM81 176H80V175ZM77 177V176H79L80 178H81V180H79V179H77V181H73V180H76V178L74 177V178H72V177ZM84 178V179H83ZM129 178H131V177H129ZM128 178V179H129ZM72 181H70V180ZM68 180L70 181L68 184H66L67 182H68ZM28 181V180H27ZM32 181V182H31ZM67 181V182H66ZM64 182H65V185H64ZM75 182H77V183H75ZM86 182V183H85ZM129 182V181H128ZM32 185H31V184ZM71 183V184H70ZM73 183V184H72ZM83 184V185H82ZM62 185H64L63 187H62ZM67 185V186H66ZM77 185H79L80 186V188H78V186ZM82 185V186H81ZM84 185H86L85 187H84ZM71 186V187H70ZM67 187H69V188H71V189H67ZM84 187V188H83ZM26 188V189H27ZM74 188H75V190H74ZM79 190V191H77V190ZM86 189V190H85ZM65 190V191H64ZM69 190V191H68ZM83 190V191H82ZM112 190V189H111ZM73 193H72V192ZM78 192V194H77V192ZM31 192V193H30ZM66 192V193H65ZM68 192V193H67ZM70 192V193H69ZM82 192V193H81ZM109 192H112V191H109ZM105 193V195H107V194H110V193ZM76 193V194H75ZM65 194H67V195H69V197H70V195H71V198L68 200L67 198L68 197H66L65 196ZM84 194V195H83ZM76 195V198H74V196ZM63 196V197H62ZM81 196V197H80ZM65 197H66V200H68L67 202H66V200H64L65 199ZM99 197V196H98ZM97 197V198H98ZM25 198V199H24ZM74 198V199H73ZM78 198H80V199H78ZM72 199V200H71ZM93 199V200H94ZM23 201V202H22ZM70 201V202H69ZM75 201H77V202H75ZM80 201V202H79ZM92 201V200H91ZM61 202H63L62 204H61ZM69 202V203H68ZM71 202H73V203H71ZM22 203V204H21ZM77 203V204H76ZM78 203H81L82 204V206H81V204H80V206L78 205ZM21 205V206H18V205ZM70 204V205H69ZM74 204H76V205H74ZM69 205V207L71 208L72 207V209H67V208H69V207H67V206ZM18 206V207H17ZM74 206V207H73ZM30 207V208H29ZM64 207H66V208H64ZM18 208V209H17ZM21 209V210H20ZM105 209L106 208H104V210H102V211H104V212H107V211H105ZM17 210V211H16ZM64 210H69V212H67V211H64ZM78 212V213H77ZM96 212H98V209L97 210H94V212L93 213H96ZM16 216H15V215ZM73 214V216L74 217H71V215ZM11 215V216H10ZM19 215H20V217L22 218H20L19 217ZM79 215H80V213H79ZM242 215V214H241ZM17 216H18V219H17ZM30 217V218H29ZM71 217V218H70ZM12 218H13V220H12ZM77 218V219H76ZM242 218V219H241ZM10 219V220H9ZM17 219V220H16ZM240 219V221H238ZM3 220H1L0 221V223L1 222H3ZM14 220H15V222H14ZM34 220V221H33ZM69 220V221H68ZM73 220V221H74ZM237 220V227L238 228H235V231H234V229L232 230V232H233V239H232V241H233V243L235 244V245H239L240 244V246H242V247H244L245 249H247V247H248V249L247 250H250V251H252L254 254H255V252H257L256 250H251L252 249V247L254 248V249H256V248H258V244H257V242L259 243V245H260V247H262L263 249H264V234H260V233H257V229H256V231H255V227L252 225L250 228L253 230L254 229V231L255 232H246V231H249L250 230V228H247V230L245 231V221L247 220L246 219V217L244 218V216L242 217H239L238 219H236ZM11 221H12V223H11ZM17 221H19V223L17 222ZM33 222V224H32V222ZM245 223H244V222ZM14 222V223H13ZM70 222H71V224H70ZM75 222V221H74ZM8 223V224H7ZM30 223V224H29ZM7 224V225H6ZM18 224H20V225H18ZM28 224V226H30V229H29V227L28 226H26ZM240 224V225H239ZM15 227V230H13L14 229V227ZM25 225V226H24ZM239 225V226H238ZM20 226V227H19ZM35 226V227H34ZM41 226V227H40ZM244 227V229H242L243 227ZM8 227H9V229H8ZM11 227V228H10ZM18 227V228H17ZM38 227V228H37ZM253 227V228H252ZM27 228V229H26ZM34 228H35V231H34ZM37 228V229H36ZM1 229H2V231H1ZM12 229V230H11ZM32 229V230H31ZM41 229V230H40ZM237 229H238V231H237ZM30 230V231H29ZM57 230V231H56ZM21 231V232H20ZM26 231H28V232H26ZM32 231H34V232H32ZM67 231V232H66ZM242 231H244V232H242ZM9 232V233H8ZM26 232V233H25ZM240 232V233H239ZM245 232H246V235H244L245 234ZM5 233V234H4ZM22 233H23V235H22ZM28 233V234H27ZM236 233H237V235H236ZM249 233V234H248ZM9 234V235H8ZM25 234V235H24ZM26 234L28 235V236H26ZM31 234V235H30ZM39 234V235H38ZM241 236H240V235ZM251 234H253V236L255 235V237H253ZM260 234V235H259ZM8 235V236H7ZM22 235V236H21ZM30 235V236H29ZM43 235V236H42ZM53 235H54V237H53ZM235 235V236H234ZM249 235V236H248ZM251 235V236H250ZM258 235V236H257ZM19 236H21V237H19ZM24 236V237H23ZM49 236V237H48ZM238 236V237H237ZM2 237V238H1ZM59 237V238H58ZM61 237H62V241H61V243L62 244H64V245H61L60 244V240H61ZM64 237V238H63ZM249 237V238H248ZM252 237V238H251ZM14 238V239H13ZM20 240H19V239ZM23 238V239H22ZM67 238V237H66ZM238 239V241H237V239ZM245 238V239H244ZM261 238V239H260ZM6 240V242H5V240ZM55 239V240H54ZM63 239H64V241H63ZM247 239H249V240H247ZM255 239V240H254ZM258 239V240H257ZM260 239V240H259ZM23 240V241H22ZM43 240V241H42ZM45 240V241H44ZM239 240H241V241H239ZM246 240V241H245ZM254 240V241H253ZM21 241H22V243H21ZM26 241V242H25ZM28 241V242H27ZM53 242V243H52ZM238 242V244H236ZM247 242V243H246ZM250 244H249V243ZM254 242V243H253ZM263 244H262V243ZM58 243L62 246H58ZM8 244H10V245H8ZM52 244V245H51ZM242 244V245H241ZM255 244V245H254ZM41 247H39V246ZM58 247H57V246ZM249 245V246H248ZM263 245V246H262ZM13 246V247H12ZM44 246H45V248H44ZM56 246V247H55ZM252 246V247H251ZM36 247V248H35ZM54 248V249H53ZM37 249V250H36ZM39 249V250H38ZM41 249H42V251H41ZM44 249V250H43ZM39 251V252H38ZM51 251V252H50ZM54 251V254L56 253ZM226 251V250H225ZM259 251V250H258ZM37 252L39 253V254H37ZM40 252H41V258L38 256V255H40ZM44 252V253H43ZM47 252V253H46ZM224 252V251H223ZM16 253V254H15ZM19 255H18V254ZM35 253V254H34ZM50 253V254H49ZM226 253L228 254V252L226 251V252H224V253H221L220 254V256H217L216 257V259H215V262H212V261H214V260H212V261H210V262H208L207 264H227L226 262H228V260H227V258H228V255H226ZM225 254V255H224ZM15 256V257H14ZM226 256V257H225ZM17 257V260L15 259ZM20 257V258H19ZM29 257H31V258H29ZM39 257V258H38ZM221 257V258H220ZM222 257H224V258H222ZM14 260V261H12V259ZM34 258V259H33ZM38 258V259H37ZM12 261H10V260ZM18 259H20V260H18ZM24 261H26V259H27V263L26 262H24ZM32 259H33V261H32ZM50 259V260H49ZM219 259H221V261L219 260ZM15 260H16V263H15ZM43 260L44 259H42V260H40V262L39 263H41V262H43ZM222 260H223V262H222ZM227 260V261H226ZM10 261V262H9ZM17 261H19V262H17ZM45 261V260H44ZM46 262V261H45ZM23 263H21V264H23Z\"/></svg>",
  "mask_w": 264,
  "mask_h": 264
}]
</instances>
